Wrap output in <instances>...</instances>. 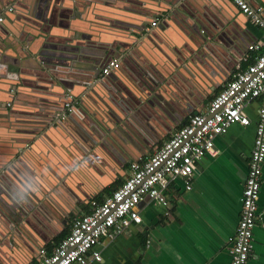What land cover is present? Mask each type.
<instances>
[{
    "label": "crops",
    "instance_id": "obj_1",
    "mask_svg": "<svg viewBox=\"0 0 264 264\" xmlns=\"http://www.w3.org/2000/svg\"><path fill=\"white\" fill-rule=\"evenodd\" d=\"M15 1L11 15L5 16L12 4L0 13L31 41L29 13L46 1ZM79 2L91 22L72 23L85 24L77 46L59 43L65 37L58 21L76 11L61 1L49 11L52 54L42 56L45 67L27 50L23 58L10 56L9 67H22L33 86L20 89L15 100L9 88L21 84L0 77V264H34L38 251L63 239L92 200L103 201L124 182L131 161L152 156L191 115L202 113L248 46L263 38L227 0L174 6L154 0L157 10H166L157 17L146 9L152 0ZM256 2L264 8V0ZM190 14L199 15L203 25ZM143 16L149 17L146 23ZM124 23L147 27L136 34ZM41 44L33 42L32 49L39 52ZM108 59L119 65L103 75ZM52 71L63 85L54 83ZM72 100L76 109L62 116V103ZM258 107V100L247 103L243 111L250 124L233 125L215 138L217 153L197 165L190 190L176 179L165 190L166 208L141 201L142 222L112 241L101 239L96 250L102 260L89 258L88 264H230L228 239L240 217ZM42 114L55 122H36ZM80 129L74 139L71 131ZM257 206L261 218L248 264H264V167Z\"/></svg>",
    "mask_w": 264,
    "mask_h": 264
},
{
    "label": "built area",
    "instance_id": "obj_2",
    "mask_svg": "<svg viewBox=\"0 0 264 264\" xmlns=\"http://www.w3.org/2000/svg\"><path fill=\"white\" fill-rule=\"evenodd\" d=\"M229 1L251 25L263 31L262 40L248 46L234 65L231 79L202 113L191 115L152 156L131 161L124 182L102 202L92 200L88 209L72 220L70 231L63 239L50 250L38 251L34 264H88L89 258L100 262L102 258L96 250L99 241H112L130 227L139 225L142 221L137 206L146 198L166 208L165 190L174 180L181 179L185 190H190L197 165L206 155L217 153L215 138L225 135L233 125L248 126L250 120L244 107L258 100L255 137L240 199V217L227 245L230 264H248L253 256V229L261 218L257 199L264 167V8L254 5L256 0ZM2 21L0 13V23ZM155 24L152 22L151 26ZM243 63L246 64L244 68ZM118 65L116 61L109 62L101 74L107 75ZM71 107L69 101L65 102V112L61 115L71 112Z\"/></svg>",
    "mask_w": 264,
    "mask_h": 264
},
{
    "label": "water",
    "instance_id": "obj_3",
    "mask_svg": "<svg viewBox=\"0 0 264 264\" xmlns=\"http://www.w3.org/2000/svg\"><path fill=\"white\" fill-rule=\"evenodd\" d=\"M12 0H0V10L3 8V7H7L9 6L11 3ZM17 1V0H16ZM15 1V3H16ZM45 4L40 7H38L36 10H32L30 11L29 15L34 19L32 22L30 21L29 24L31 26V29L34 30V31H28L30 32V37L32 38L31 41H29L28 39H26V36L25 34H22L19 30L14 31L8 24V20L7 18H3V21L0 23V74L2 75L0 76L2 79H6V77L9 79V78H13V80L16 81V84L17 85H20L19 87L17 88H14V87H10L9 89L15 94V100H18L19 99V96H20V89H26V88H29V86H33L32 84L29 83V81L31 80V77L27 76V75H24V72H22V67L19 69V68H11L9 67V62H11V54H17V56H19L20 58H23L25 53L24 51L27 50L28 53H31L33 55V57L38 61L40 62V64L45 67L44 63H47V61H45L42 56H45V54H49L51 55L52 53L49 52L48 50V45H47V42H51L52 39L49 38L50 35V29H51V26L50 24H52V22H50L48 20L49 18V11L50 10H54L55 7L61 2V1H64V3H68V5L74 7L76 9V11H69L68 13V18H65V20L63 21H58V25L59 27L61 26L62 27V30L64 32L63 34V37H65V39H62V38H59V43H64L63 45H61L62 47L64 48H69V49H73V44L74 46H77L75 44V42L77 43L78 40L84 38V34H85V24L84 23H76V24H72L75 20H82V19H87L89 22H91V20H89L88 18V12L87 11H84V9L82 8V6L79 4L80 0H45ZM154 0H152V4H148L146 9H149L150 11H155V14L157 17L158 15L162 14V12H165L166 13V10H157L156 7L159 6L160 4H157L155 2H153ZM166 2L170 3L171 5H175L177 2H182L183 0H165ZM189 1V0H188ZM228 3H230L235 9H237L229 0H227ZM187 3V1H186ZM186 3H184L183 5H185ZM157 5V6H155ZM173 5V6H174ZM254 5L258 6L259 4L257 2L254 3ZM53 6H55L54 8H52ZM173 6H170L168 9H167V12L171 13V8ZM181 6V5H180ZM16 7V5H13L12 4V10H14ZM149 7V8H148ZM90 8L87 7V10H89ZM146 9H144L143 11H145ZM186 11V10H185ZM9 12V11H8ZM12 14V11H10V13L6 14L5 16H8V15H11ZM196 17H194L192 14H190V17L191 18H196L200 21V23L202 24V20L200 18L199 15L195 14ZM243 16V15H242ZM60 19L63 18L62 15H59L58 16ZM144 18H142L141 20L143 22H147L149 17H146V16H143ZM170 17L172 18V14H170ZM131 20H128V22H130ZM142 21H141V24H142ZM136 23V22H135ZM200 23L198 25H200ZM203 25V24H202ZM81 27L80 29H78V27ZM124 28L128 29L129 31H132L133 33H138L139 31L142 32V31H145L146 29V25H142V30L140 28H135L134 26L132 25H129V24H126L124 23ZM155 26V25H154ZM152 26V27H154ZM150 31L148 32H145V33H149ZM76 33H81L82 35H75ZM49 35V36H48ZM28 37V36H27ZM40 41L42 42V47H41V50L39 52H36V50L34 51L32 49V46L31 44L33 42L35 43H40ZM141 44V42H140ZM72 47V48H70ZM247 47V46H246ZM112 59H108L106 61V63L103 65V67H101V70L109 63L111 62ZM49 62V61H48ZM83 68V67H82ZM47 69H49V67L47 66ZM51 69V67H50ZM89 75V74H88ZM51 77L53 78V80H55V82L53 80H51L52 82L54 83H59L60 85H63V81L61 80L60 78V75L58 73H55L54 71L51 72ZM21 97V96H20ZM66 101H64V103H62V107L64 109V104H65ZM72 102V106L74 108V110L76 109V106H75V102L72 100L70 101ZM55 112V111H54ZM73 113V110L72 112H69L67 114H71ZM39 118H36V122H39L41 124V122L43 123V125H48L49 122L52 123L54 121V119L48 117V116H45V114H42V116L38 115ZM44 119H42V118ZM61 116L57 117L56 121L58 123H62L61 121ZM60 121V122H59ZM55 122V121H54ZM39 124V125H40ZM49 125H52V124H49ZM85 132L87 133L88 131L85 130ZM91 132L89 131V134ZM71 134H75L73 135L74 139H76V136H81V129L79 132H75V131H71ZM102 155V154H101ZM103 157V155H102Z\"/></svg>",
    "mask_w": 264,
    "mask_h": 264
},
{
    "label": "trees",
    "instance_id": "obj_4",
    "mask_svg": "<svg viewBox=\"0 0 264 264\" xmlns=\"http://www.w3.org/2000/svg\"><path fill=\"white\" fill-rule=\"evenodd\" d=\"M241 66H242V68H244V67L246 66V64L243 63ZM121 184H122V183H121ZM121 184H120V185H121ZM98 202H102V200H101V201H98ZM48 249H50V248H48ZM249 261H250V260H249Z\"/></svg>",
    "mask_w": 264,
    "mask_h": 264
},
{
    "label": "flooded vegetation",
    "instance_id": "obj_5",
    "mask_svg": "<svg viewBox=\"0 0 264 264\" xmlns=\"http://www.w3.org/2000/svg\"><path fill=\"white\" fill-rule=\"evenodd\" d=\"M70 102V101H69ZM71 103V105H72V102H70ZM71 109L73 110L74 108H73V106L71 107ZM72 112V111H71Z\"/></svg>",
    "mask_w": 264,
    "mask_h": 264
}]
</instances>
